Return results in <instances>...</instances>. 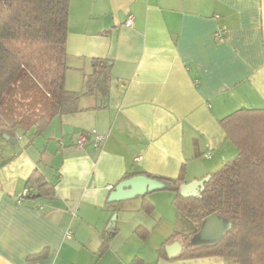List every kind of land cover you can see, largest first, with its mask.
<instances>
[{
	"label": "crops",
	"instance_id": "obj_1",
	"mask_svg": "<svg viewBox=\"0 0 264 264\" xmlns=\"http://www.w3.org/2000/svg\"><path fill=\"white\" fill-rule=\"evenodd\" d=\"M68 28L67 88L84 92L92 59L106 58L110 93L84 95L81 111L56 116L41 134L3 139L0 264H225L222 256L180 258L183 242L170 257L175 232L149 256L140 243L117 250L113 218L122 213L109 196L127 172L175 178L183 171L185 183L237 156L222 120L264 109V0H71ZM92 130L106 139L79 146ZM35 168L55 193L20 203ZM164 190L136 204L151 214L159 198L172 199L176 226L174 193ZM137 220L133 233L146 242L150 230Z\"/></svg>",
	"mask_w": 264,
	"mask_h": 264
},
{
	"label": "trees",
	"instance_id": "obj_2",
	"mask_svg": "<svg viewBox=\"0 0 264 264\" xmlns=\"http://www.w3.org/2000/svg\"><path fill=\"white\" fill-rule=\"evenodd\" d=\"M70 1L0 0V139L4 134L17 139L32 129L41 134L56 116L81 111L84 95H109L112 63L106 58L92 59L84 92L66 86ZM222 125L238 154L211 174L200 196L180 194L183 171L175 178L147 175L174 193L184 233L195 235L213 213L232 222L219 243L185 247L180 258L222 256L229 259L225 264H264V109H240ZM6 162L0 150V165ZM135 174L127 172L124 179ZM27 188L23 201L55 193L39 168L28 178ZM145 209L150 212L152 205ZM138 232L143 238L148 234L145 229ZM180 235L176 231L172 238ZM158 251L168 258L163 246Z\"/></svg>",
	"mask_w": 264,
	"mask_h": 264
},
{
	"label": "water",
	"instance_id": "obj_3",
	"mask_svg": "<svg viewBox=\"0 0 264 264\" xmlns=\"http://www.w3.org/2000/svg\"><path fill=\"white\" fill-rule=\"evenodd\" d=\"M4 138L16 142L9 135L4 134ZM211 175L202 179L185 182L180 187V194L183 197L200 196L205 190V184L209 181ZM166 188L165 182L158 178L148 176L146 174H135L129 178L120 181L112 190L109 196V202H121L145 195L150 191L162 190ZM232 222L217 214L208 215L202 221L199 231L191 237V245L208 246L219 243L231 229ZM184 249L180 239L174 240L171 245L166 247L168 255L174 257L181 253Z\"/></svg>",
	"mask_w": 264,
	"mask_h": 264
},
{
	"label": "rangeland",
	"instance_id": "obj_4",
	"mask_svg": "<svg viewBox=\"0 0 264 264\" xmlns=\"http://www.w3.org/2000/svg\"><path fill=\"white\" fill-rule=\"evenodd\" d=\"M4 143L3 139H0V149L2 148V144ZM217 170V169H216ZM167 193H170L168 190H164ZM149 197H157L158 195L155 194L154 196ZM141 198L136 197L130 200L121 201V202H114L113 205L118 209L115 213L116 215L118 212L122 214L120 217L116 219L114 216L113 221H117V225L120 229L119 233L113 240V244L117 250H123L127 247L129 242L133 243H140L139 247L144 249L148 253L154 254L157 247L161 245L162 241L167 240L170 236L176 232L181 231L180 239L182 240L184 246L187 248L192 246L190 244L191 235L184 233L182 230L186 225L181 220V215L178 212V223L176 226L173 225V209H172V199L161 197L156 201V208L154 212L151 214H147L142 210H139L137 207V201ZM180 215V216H179ZM142 217L143 224H146V227L149 228V238L146 242L142 241L136 234L133 233L134 228L132 227L138 221L139 217ZM175 219V217H174ZM229 259L224 258V261L228 262Z\"/></svg>",
	"mask_w": 264,
	"mask_h": 264
},
{
	"label": "built area",
	"instance_id": "obj_5",
	"mask_svg": "<svg viewBox=\"0 0 264 264\" xmlns=\"http://www.w3.org/2000/svg\"><path fill=\"white\" fill-rule=\"evenodd\" d=\"M126 25L132 26L133 25V15H129L127 20H126ZM217 37L221 36V32L218 31L216 34ZM106 139V136L98 133L96 130H92L90 132H83L78 139V145L79 146H85L88 143H94L95 145H101V143ZM113 188V187H110ZM29 190L26 187V189L18 196V202H22L24 197L28 194ZM71 234H69L70 236Z\"/></svg>",
	"mask_w": 264,
	"mask_h": 264
},
{
	"label": "flooded vegetation",
	"instance_id": "obj_6",
	"mask_svg": "<svg viewBox=\"0 0 264 264\" xmlns=\"http://www.w3.org/2000/svg\"><path fill=\"white\" fill-rule=\"evenodd\" d=\"M190 244H191V239H190Z\"/></svg>",
	"mask_w": 264,
	"mask_h": 264
}]
</instances>
